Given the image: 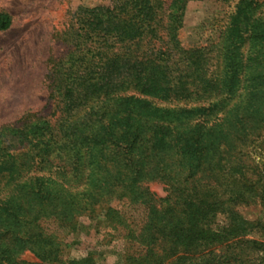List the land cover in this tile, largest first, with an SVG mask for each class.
I'll return each instance as SVG.
<instances>
[{
	"label": "trees",
	"instance_id": "1",
	"mask_svg": "<svg viewBox=\"0 0 264 264\" xmlns=\"http://www.w3.org/2000/svg\"><path fill=\"white\" fill-rule=\"evenodd\" d=\"M190 1L201 0L75 11L70 50L51 60V122L12 130L0 148V264H33L25 253L96 264L62 261L46 228L73 232L79 217L101 215L128 229L113 202L143 210L127 264H264V243L246 238L264 226L233 210L264 205L262 173L246 163L264 131V0H215L232 12L189 46L179 32ZM10 24L0 11V31ZM218 215L226 223L214 228Z\"/></svg>",
	"mask_w": 264,
	"mask_h": 264
},
{
	"label": "rangeland",
	"instance_id": "2",
	"mask_svg": "<svg viewBox=\"0 0 264 264\" xmlns=\"http://www.w3.org/2000/svg\"><path fill=\"white\" fill-rule=\"evenodd\" d=\"M107 3L108 0H0V11L11 17L9 28L0 31V148L14 139L12 130L44 120L51 122V60L70 50L75 11ZM232 10V6L215 0L188 2L179 32L181 42L189 46L205 43L213 37L216 24H223ZM246 163L255 167L256 173L261 172L264 180V131L248 151ZM251 173L248 171L247 178L255 180ZM262 186L264 190V181ZM149 188L159 197L164 195L160 184L151 183ZM112 206L124 214L128 229L112 230L101 215L79 217L73 232L55 225L46 228L62 244V261L91 256L96 264H127L124 255L136 248L127 231H138L143 210L119 202H113ZM233 210L247 222L264 226V205L259 201H246ZM225 223V217L218 215L214 228ZM246 238L264 243V229L252 227ZM258 256L263 258L264 251ZM21 259L42 264L29 253Z\"/></svg>",
	"mask_w": 264,
	"mask_h": 264
}]
</instances>
